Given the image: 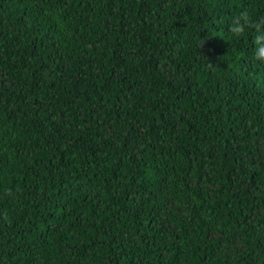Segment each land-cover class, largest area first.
I'll return each mask as SVG.
<instances>
[{"label":"trees","instance_id":"1","mask_svg":"<svg viewBox=\"0 0 264 264\" xmlns=\"http://www.w3.org/2000/svg\"><path fill=\"white\" fill-rule=\"evenodd\" d=\"M241 11L264 0H0V264H264Z\"/></svg>","mask_w":264,"mask_h":264},{"label":"clouds","instance_id":"2","mask_svg":"<svg viewBox=\"0 0 264 264\" xmlns=\"http://www.w3.org/2000/svg\"><path fill=\"white\" fill-rule=\"evenodd\" d=\"M254 28L256 30V35L254 37V42L257 45L256 47V59L264 61V46H262L261 33H264V21L255 23L247 11H241L233 17L232 23L230 25L229 31L236 37H241L245 34L247 29ZM205 42H201L200 47L202 48ZM209 68L213 67V64H208ZM4 219L7 220L8 217L5 214Z\"/></svg>","mask_w":264,"mask_h":264}]
</instances>
